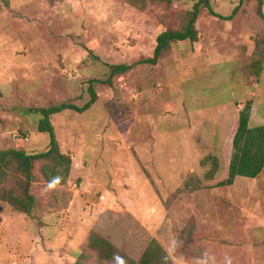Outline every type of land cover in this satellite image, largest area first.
<instances>
[{
    "label": "rangeland",
    "instance_id": "374dc122",
    "mask_svg": "<svg viewBox=\"0 0 264 264\" xmlns=\"http://www.w3.org/2000/svg\"><path fill=\"white\" fill-rule=\"evenodd\" d=\"M195 1L0 0V150H46L38 109L83 106L90 80H101L89 109L51 117L72 158L67 181L47 182L37 162L32 214L0 203V264H104L88 247L91 231L136 261L155 238L172 264H264V184L203 185L224 171L237 105L253 99L249 125H264L257 0L231 20L204 9L197 41L109 79V65L152 56ZM210 2L229 15L240 0Z\"/></svg>",
    "mask_w": 264,
    "mask_h": 264
},
{
    "label": "trees",
    "instance_id": "16d2710c",
    "mask_svg": "<svg viewBox=\"0 0 264 264\" xmlns=\"http://www.w3.org/2000/svg\"><path fill=\"white\" fill-rule=\"evenodd\" d=\"M128 1L142 8L149 1H161L169 4L172 2V0ZM244 1L240 0L231 14L223 15L213 9L210 0H196L192 8L187 11L182 27L167 28L157 36L152 56L130 64L109 65V79L124 74L140 64L156 65L176 42L197 41L199 35L196 23L204 9H207L215 17L231 20ZM257 2V13L264 20V0H257ZM262 68L263 66L257 73H260ZM99 81L101 80L96 78L90 80L89 93L91 98L83 106L71 102H62L38 109L41 114L38 121V131L45 133L49 138L46 150L33 153L18 148L0 150V203L6 202L21 213L32 214L36 205V198L31 187L35 181L33 171L37 162L42 163L41 173L47 182L62 185L67 181L71 171L72 158L69 154L61 151L51 117L66 110H75L81 113L89 109L97 99L93 83ZM2 96L3 92L0 88V98ZM252 108L253 102L248 100L239 112L236 128L226 147L230 157L228 174L226 178L217 182L215 187L231 185L238 176L255 178L264 170V125L250 127ZM88 247L97 253L99 260L104 264H172L171 257L155 238L149 242L139 261L121 251L115 244L96 231L90 232Z\"/></svg>",
    "mask_w": 264,
    "mask_h": 264
},
{
    "label": "crops",
    "instance_id": "0c3cea01",
    "mask_svg": "<svg viewBox=\"0 0 264 264\" xmlns=\"http://www.w3.org/2000/svg\"><path fill=\"white\" fill-rule=\"evenodd\" d=\"M263 75V73H261V75H260V78H259V80L261 79V76ZM8 80H10V78H8ZM258 79H256V81H259ZM248 100H252V102H253V106H254V100L253 99H244L243 101H248ZM243 106H244V104H239V105H237L236 106V116H235V118H234V121H233V123H232V126H231V129H230V132H229V134H228V137H227V140H226V143H225V146L227 147V144H228V142H229V140L231 139V137H232V135H233V132H234V129L236 128V124H237V120H238V116H239V112H240V110L243 108ZM240 107V108H239ZM252 111H253V108H252ZM223 115H224V120L225 119H227V117L229 118V116H230V114L229 113H227V112H223ZM251 115H252V113H251ZM231 116H232V114H231ZM251 119V118H250ZM188 128L192 131L193 130V127H192V129H191V127H190V125H188ZM1 137V136H0ZM224 157H225V164H224V171H223V173H222V175L220 176V177H218L217 178V176L219 175V171H216L215 172V177H214V179H211V180H208V181H205V180H203V185L205 186V187H207V185H209L210 186V189H212L213 191L215 190V189H217V188H220V187H225V186H229V185H225V186H218V187H215V185L217 184V182H219V181H221V180H223L224 178H226L227 177V174H228V165H229V159H230V157H229V154L226 152V154L224 155ZM193 169L191 168L190 169V171H192ZM189 172H187L186 173V175L188 174ZM239 177V176H238ZM237 177V178H238ZM237 178L235 179V181H234V183L236 182V180H237ZM255 179H256V181H258V182H261V183H263L264 184V170L257 176V177H255ZM233 183V184H234ZM232 185V184H231ZM208 188V187H207Z\"/></svg>",
    "mask_w": 264,
    "mask_h": 264
}]
</instances>
